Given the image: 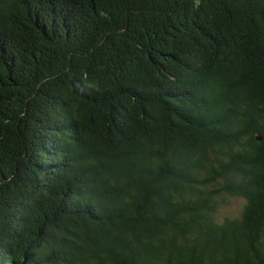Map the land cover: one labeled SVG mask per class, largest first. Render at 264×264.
Here are the masks:
<instances>
[{
	"label": "trees",
	"instance_id": "obj_1",
	"mask_svg": "<svg viewBox=\"0 0 264 264\" xmlns=\"http://www.w3.org/2000/svg\"><path fill=\"white\" fill-rule=\"evenodd\" d=\"M0 264H264V0H0Z\"/></svg>",
	"mask_w": 264,
	"mask_h": 264
},
{
	"label": "clouds",
	"instance_id": "obj_2",
	"mask_svg": "<svg viewBox=\"0 0 264 264\" xmlns=\"http://www.w3.org/2000/svg\"><path fill=\"white\" fill-rule=\"evenodd\" d=\"M216 219L222 223L229 219H239L245 212L248 200L242 194L221 192L215 197Z\"/></svg>",
	"mask_w": 264,
	"mask_h": 264
}]
</instances>
